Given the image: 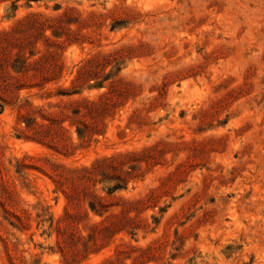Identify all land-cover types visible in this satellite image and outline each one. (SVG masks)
Masks as SVG:
<instances>
[{
  "label": "rangeland",
  "instance_id": "374dc122",
  "mask_svg": "<svg viewBox=\"0 0 264 264\" xmlns=\"http://www.w3.org/2000/svg\"><path fill=\"white\" fill-rule=\"evenodd\" d=\"M0 105V264H264V0H0Z\"/></svg>",
  "mask_w": 264,
  "mask_h": 264
},
{
  "label": "trees",
  "instance_id": "16d2710c",
  "mask_svg": "<svg viewBox=\"0 0 264 264\" xmlns=\"http://www.w3.org/2000/svg\"><path fill=\"white\" fill-rule=\"evenodd\" d=\"M31 1H37V0H31ZM34 63H37V62L35 61ZM25 65H26V67L31 66V64L28 63V59L25 62ZM44 69H45L44 65H38L37 75L42 74V71ZM15 72L19 73V71H16V70H15ZM2 111H3V107L0 105V113ZM27 126H28V129H30V125H27ZM35 129L36 128H34V129L32 128L31 130L34 131ZM78 134H79L80 138H83L80 131H78ZM109 160H111V159H109ZM82 172H83V175H77L76 177L68 176L67 174H65L63 172H59V171H58V173H56V177H58L59 180H61L60 183H64V181H65V182H69L72 184L71 187L68 189V191H66V196L68 199V205L66 206V217H67V219H70V220L74 219V217H76L78 215L77 211L75 209V207H76L75 205L79 204L80 191L88 190L89 189L88 181L93 180L95 177V168L83 169ZM114 180H116V183L114 185L110 186L109 193H113L114 191L121 190V189L125 188L124 181L122 178L118 177ZM105 182H112V181L110 178L102 179L101 183H105ZM97 199L102 200V198H100V197H98ZM88 207L93 213L98 214L101 217L105 213V212L104 213L100 212L96 202H89ZM118 219L120 222H124V223H129L130 221H132V219L130 217L129 218H127V217L119 218L118 217ZM113 223L114 222H110L109 217H105L102 220V222L100 223L99 229L107 230L113 225Z\"/></svg>",
  "mask_w": 264,
  "mask_h": 264
}]
</instances>
